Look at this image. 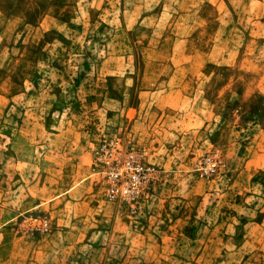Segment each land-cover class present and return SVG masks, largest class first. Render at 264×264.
Instances as JSON below:
<instances>
[{
    "label": "rangeland",
    "instance_id": "374dc122",
    "mask_svg": "<svg viewBox=\"0 0 264 264\" xmlns=\"http://www.w3.org/2000/svg\"><path fill=\"white\" fill-rule=\"evenodd\" d=\"M260 88L264 0H0V264H264Z\"/></svg>",
    "mask_w": 264,
    "mask_h": 264
},
{
    "label": "built area",
    "instance_id": "2783aa9c",
    "mask_svg": "<svg viewBox=\"0 0 264 264\" xmlns=\"http://www.w3.org/2000/svg\"><path fill=\"white\" fill-rule=\"evenodd\" d=\"M102 151L106 163L102 172L107 182L108 197L111 200L121 197L122 200L130 201L145 196L151 180L150 175L154 171L152 163L145 164L143 161L148 150L144 147L129 146L122 154L119 142L112 141L109 144H103ZM219 162V155L215 152L212 155L200 157L195 168L202 176L214 171Z\"/></svg>",
    "mask_w": 264,
    "mask_h": 264
},
{
    "label": "crops",
    "instance_id": "0c3cea01",
    "mask_svg": "<svg viewBox=\"0 0 264 264\" xmlns=\"http://www.w3.org/2000/svg\"><path fill=\"white\" fill-rule=\"evenodd\" d=\"M261 89V88H260ZM259 89V90H260ZM181 90V88H179V89H173V90H171V92L170 93H166L165 95H168V96H166V97H169L170 95H172V94H176V95H178V93H176L177 91H180ZM256 90L257 89H254L253 91L254 92H256ZM261 90H264V89H261ZM256 93H258V91L256 92ZM239 95V94H238ZM257 95V96H256ZM180 96V95H179ZM244 98H248L247 100L249 101H254V103L253 104H258V106H262V105H264V97H261V95H259V94H255V95H253L250 99H249V97H244ZM172 103H170V102H168V100L164 103V105L163 106H172L171 105Z\"/></svg>",
    "mask_w": 264,
    "mask_h": 264
},
{
    "label": "bare ground",
    "instance_id": "6f19581e",
    "mask_svg": "<svg viewBox=\"0 0 264 264\" xmlns=\"http://www.w3.org/2000/svg\"><path fill=\"white\" fill-rule=\"evenodd\" d=\"M116 198H119V200H122V199H123V198H121V197H116ZM116 198H115V199H116ZM138 199H139V198H138Z\"/></svg>",
    "mask_w": 264,
    "mask_h": 264
}]
</instances>
